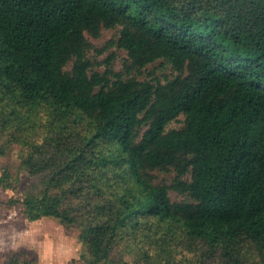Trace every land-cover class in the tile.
<instances>
[{
  "label": "trees",
  "instance_id": "trees-1",
  "mask_svg": "<svg viewBox=\"0 0 264 264\" xmlns=\"http://www.w3.org/2000/svg\"><path fill=\"white\" fill-rule=\"evenodd\" d=\"M117 26L127 72L93 71L87 33ZM159 60L178 75H130ZM42 113L55 152L23 161L47 175L25 216L78 225L90 264H130L158 231L203 263L264 264V0H0V124Z\"/></svg>",
  "mask_w": 264,
  "mask_h": 264
},
{
  "label": "rangeland",
  "instance_id": "rangeland-1",
  "mask_svg": "<svg viewBox=\"0 0 264 264\" xmlns=\"http://www.w3.org/2000/svg\"><path fill=\"white\" fill-rule=\"evenodd\" d=\"M122 26L103 28L99 36L87 33L91 44L87 52L93 64V71L104 73L111 69L114 73H126L129 61L128 52L118 45ZM70 67V66H69ZM141 81L175 78L178 73L171 65L159 60L140 72H131ZM181 116L168 125V130L179 129L184 125ZM35 127L26 124L4 128L0 124V264H90L88 245L80 238L78 225L66 226L54 217H45L30 221L25 216L23 200L27 193L39 192L44 186L46 174H33L23 165V161L39 148V157L48 158L55 152L51 143V126L49 116H38ZM55 136V135H53ZM58 136H60L58 134ZM156 181L171 185L175 182L177 172L154 171ZM192 178L189 174L185 179ZM173 201L189 200V196L177 190H171ZM156 237L143 257L129 255L130 264H209L203 263L201 251L193 250L189 244L164 246L161 240L164 232H156ZM212 264V263H211ZM245 264H261L256 254H250Z\"/></svg>",
  "mask_w": 264,
  "mask_h": 264
}]
</instances>
